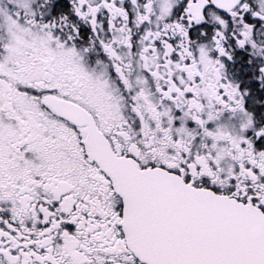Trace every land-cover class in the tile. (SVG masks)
<instances>
[{
	"label": "snow or ice",
	"instance_id": "1",
	"mask_svg": "<svg viewBox=\"0 0 264 264\" xmlns=\"http://www.w3.org/2000/svg\"><path fill=\"white\" fill-rule=\"evenodd\" d=\"M0 264H264V0H0Z\"/></svg>",
	"mask_w": 264,
	"mask_h": 264
}]
</instances>
